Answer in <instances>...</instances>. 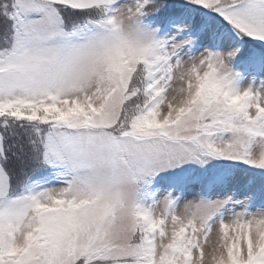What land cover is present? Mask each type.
Returning <instances> with one entry per match:
<instances>
[{
  "label": "snow or ice",
  "instance_id": "snow-or-ice-1",
  "mask_svg": "<svg viewBox=\"0 0 264 264\" xmlns=\"http://www.w3.org/2000/svg\"><path fill=\"white\" fill-rule=\"evenodd\" d=\"M0 264H264V0H0Z\"/></svg>",
  "mask_w": 264,
  "mask_h": 264
}]
</instances>
